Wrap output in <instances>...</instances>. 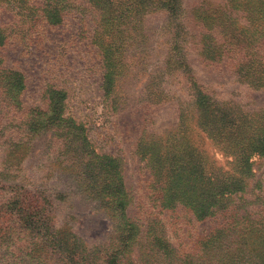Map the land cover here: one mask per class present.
<instances>
[{
    "label": "trees",
    "instance_id": "trees-1",
    "mask_svg": "<svg viewBox=\"0 0 264 264\" xmlns=\"http://www.w3.org/2000/svg\"><path fill=\"white\" fill-rule=\"evenodd\" d=\"M179 1L88 0L99 13L100 29L96 36L111 83L114 77L130 69L126 58L139 32L143 38L147 18L163 13L172 25ZM0 3L25 13L23 22L33 26L42 21L59 24L62 11L69 7L68 0H0ZM34 13L37 14L31 16ZM215 14L196 17L204 21L200 60L208 65H226L236 82L248 92H263L264 28L250 25L236 32L225 16L218 18ZM9 35L7 27L0 26V49L8 45ZM177 41L175 33L173 50H177ZM166 56L172 58L168 53ZM172 64L182 68L186 75L189 73L183 57ZM188 89L194 123L231 159L227 162L229 171L220 167L207 171L205 156L196 149L165 150L163 141H146L143 136L138 153L150 173L149 198L145 206L137 208L138 215L129 218L125 210L131 198L123 190L118 161L99 156L87 139L85 128L62 118L59 93L51 92L46 108L23 109V78L5 66L0 57V113L2 116L8 111L19 116L16 121L5 123L0 117V148L7 150L15 161L18 155L30 153L36 139L50 134L59 150L73 157L71 162L78 161L75 181L84 188L83 193L97 201L116 224L107 243L92 246H86L65 223L62 228L70 232L60 231L56 227L57 213L62 206L69 205V197L49 195L43 182L20 176L21 168H17L16 162H9L13 165L0 170V201H5L0 209L5 215L0 222V264H251L246 252L248 242L243 241V246L238 243L239 238H256L264 233V200L253 193L259 182L244 197L253 180L252 160L264 156V107L248 110L245 105L215 101L194 77ZM168 138L172 140L173 135ZM20 161L23 162V157ZM177 207L188 210L196 221L211 218L217 221L190 252L179 250L171 242L172 237L166 236L170 233L168 227L177 229V222L169 214ZM180 246L187 244L183 242ZM133 251L137 252L136 258L130 257ZM244 252L248 255L246 261Z\"/></svg>",
    "mask_w": 264,
    "mask_h": 264
},
{
    "label": "rangeland",
    "instance_id": "rangeland-1",
    "mask_svg": "<svg viewBox=\"0 0 264 264\" xmlns=\"http://www.w3.org/2000/svg\"><path fill=\"white\" fill-rule=\"evenodd\" d=\"M178 4L172 25L168 23L170 18L163 13L147 18L143 38L139 32L126 58V66L131 65L130 69H126L122 76L114 77L111 83L105 55L96 36L100 29L99 13L88 0H68L69 7L62 11L59 24L49 25L42 21L37 26L23 22L25 13L0 3V26L7 27L11 34L8 45L0 49V57L5 66L19 72L23 78L22 108H46L51 92L60 94L62 118L85 128L87 139L99 156L118 161L123 190L131 198L125 210V216L129 218L136 217L137 208L141 204L145 206L149 198L147 183L150 173L138 153L143 136L146 141H163L165 150L196 149L205 156L207 171L219 167L229 171L227 162L231 159L194 123V108L188 89L192 77L215 101L245 105L248 110L255 106L264 107V91L248 92L236 82L229 67L208 65L200 60L198 52L202 46L200 34L204 32V21L196 20V17L216 13L218 18L225 16L227 24L236 32L250 25L264 28V0H180ZM26 32L29 35H24ZM175 33L177 50H173L172 44ZM167 53L172 57L170 60ZM180 57L187 61V75L182 68L170 65ZM0 117L5 123L16 121L19 116L7 111L2 116L0 113ZM169 135H173L172 140ZM50 141V134L36 139L30 153L18 155L15 161L11 160L7 150L0 148V170L16 162L17 168L22 170L20 176L43 182L49 195L68 196L69 205L62 206V211L57 213V229L63 231L62 226L67 224V229L86 246L107 243L116 224L97 201L86 197L84 188L75 181L78 161L71 162L73 157L60 151L56 141ZM252 161L253 180L244 197L247 198L250 189L259 182L253 193L264 200V156ZM4 206L5 201H0V209ZM169 214L177 222V229L174 231L168 227L170 233L166 236L172 237L171 242L179 250H194L217 224L214 218L196 221L182 207ZM3 216L4 213L0 212V222ZM9 223L12 226L11 219ZM243 241L248 242V248H245L251 264H264V233L256 238H239L238 244L243 246ZM183 242L186 247L180 246ZM246 252L243 253L245 261L248 258ZM130 255L136 258L137 252Z\"/></svg>",
    "mask_w": 264,
    "mask_h": 264
}]
</instances>
